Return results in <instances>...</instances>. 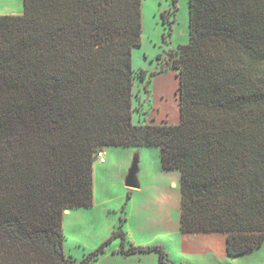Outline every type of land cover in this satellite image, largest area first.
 Here are the masks:
<instances>
[{
    "label": "trees",
    "instance_id": "1",
    "mask_svg": "<svg viewBox=\"0 0 264 264\" xmlns=\"http://www.w3.org/2000/svg\"><path fill=\"white\" fill-rule=\"evenodd\" d=\"M142 4L24 0L0 15V264H77L64 216L93 206L111 147L159 148L162 169L180 171L181 233H223L229 257L264 244V0H189L190 42L166 62L175 126L133 123ZM122 253L170 264L161 247Z\"/></svg>",
    "mask_w": 264,
    "mask_h": 264
},
{
    "label": "rangeland",
    "instance_id": "2",
    "mask_svg": "<svg viewBox=\"0 0 264 264\" xmlns=\"http://www.w3.org/2000/svg\"><path fill=\"white\" fill-rule=\"evenodd\" d=\"M24 0H0V15H22ZM142 46L133 49V123L178 125L179 79L166 62L190 42L189 0H143ZM161 74H157L160 70ZM145 72L146 80L141 79ZM138 148L103 149L105 163L94 166V203L64 216V251L77 264L104 248L89 264H159V254L125 255L132 247H161L170 264H264V244L229 257L223 233L183 234L181 173L161 167L160 149L141 150V189L125 186Z\"/></svg>",
    "mask_w": 264,
    "mask_h": 264
},
{
    "label": "water",
    "instance_id": "3",
    "mask_svg": "<svg viewBox=\"0 0 264 264\" xmlns=\"http://www.w3.org/2000/svg\"><path fill=\"white\" fill-rule=\"evenodd\" d=\"M143 147L138 148L135 154L128 175L125 179V186L129 190H140L141 189V150Z\"/></svg>",
    "mask_w": 264,
    "mask_h": 264
},
{
    "label": "built area",
    "instance_id": "4",
    "mask_svg": "<svg viewBox=\"0 0 264 264\" xmlns=\"http://www.w3.org/2000/svg\"><path fill=\"white\" fill-rule=\"evenodd\" d=\"M97 160L98 162H100L101 164L105 163V159H104V152L101 151L97 154Z\"/></svg>",
    "mask_w": 264,
    "mask_h": 264
}]
</instances>
